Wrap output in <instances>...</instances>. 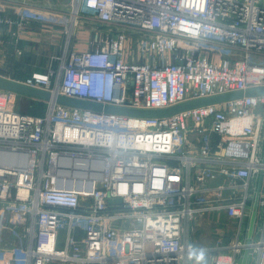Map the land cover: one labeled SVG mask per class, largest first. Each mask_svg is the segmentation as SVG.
Here are the masks:
<instances>
[{"label": "built area", "instance_id": "2783aa9c", "mask_svg": "<svg viewBox=\"0 0 264 264\" xmlns=\"http://www.w3.org/2000/svg\"><path fill=\"white\" fill-rule=\"evenodd\" d=\"M82 18L102 26L89 43L21 83L155 110L264 86V0H69L66 37ZM17 95L0 88V264H241L245 249L246 264H264V95L168 116L53 97L30 113ZM205 212L235 221L227 243L190 241Z\"/></svg>", "mask_w": 264, "mask_h": 264}, {"label": "crops", "instance_id": "0c3cea01", "mask_svg": "<svg viewBox=\"0 0 264 264\" xmlns=\"http://www.w3.org/2000/svg\"><path fill=\"white\" fill-rule=\"evenodd\" d=\"M68 3L69 0H13L11 4H0V17L5 15L7 10L15 20L19 19L21 11L26 15L22 27L0 23L1 76L23 82L32 71H44L49 64L56 68L58 64L52 56L64 55L71 49L84 47L89 43L93 30L102 26L92 18H82V24L74 35L66 37L62 16L68 8ZM54 11H57L58 15L54 16ZM18 95L16 106L20 110L17 99L23 101L26 104L24 107L27 108L24 112L32 113L30 110L35 107L32 106L33 102H44L22 93Z\"/></svg>", "mask_w": 264, "mask_h": 264}, {"label": "water", "instance_id": "95a60500", "mask_svg": "<svg viewBox=\"0 0 264 264\" xmlns=\"http://www.w3.org/2000/svg\"><path fill=\"white\" fill-rule=\"evenodd\" d=\"M0 88L10 90L13 92H16L18 94H23L29 97L39 98L42 100H49L50 98H54V100L58 103L70 105V106H76V107H82V108H88L93 110H99L104 112H112V113H118L128 116H168L173 113H176L181 110H185L188 108H192L198 105L202 104H209V103H216V102H222L234 98H239L243 95H264V86H256L252 88H248L245 90H237L232 92H227L219 95H213L208 97H202L198 99H192L189 101H185L183 103L167 107V108H159V109H141V108H133V107H122V106H113V105H104L97 102L82 100L78 98L68 97L60 94H55L54 96L51 95L50 92L34 87H30L27 85H24L21 82L14 81L11 79H8L6 77H3L0 75ZM113 201H120L119 198L113 199ZM256 210H257V201L254 200L252 204L251 213L248 220V226H247V237L246 240L249 242L251 240L253 231H254V224L256 219ZM248 256V250L245 249L242 254L241 258V264H246Z\"/></svg>", "mask_w": 264, "mask_h": 264}, {"label": "rangeland", "instance_id": "374dc122", "mask_svg": "<svg viewBox=\"0 0 264 264\" xmlns=\"http://www.w3.org/2000/svg\"><path fill=\"white\" fill-rule=\"evenodd\" d=\"M50 7V6H49ZM19 96V95H18ZM17 103L21 107L20 110L26 111L24 107L26 104L17 99ZM196 224L193 233L191 232L190 241L197 247H208L212 245H219L227 243L234 234L236 223L233 219L225 217L222 213L205 212L202 215L197 216ZM259 215H256L255 227L253 233L257 229V222ZM247 223L244 221L242 226V232L240 238L243 240L244 235L247 234Z\"/></svg>", "mask_w": 264, "mask_h": 264}, {"label": "trees", "instance_id": "16d2710c", "mask_svg": "<svg viewBox=\"0 0 264 264\" xmlns=\"http://www.w3.org/2000/svg\"><path fill=\"white\" fill-rule=\"evenodd\" d=\"M36 101V100H35ZM32 109L30 110L32 113H40L42 114L45 111V107H46V103L42 102V101H36L32 103Z\"/></svg>", "mask_w": 264, "mask_h": 264}]
</instances>
